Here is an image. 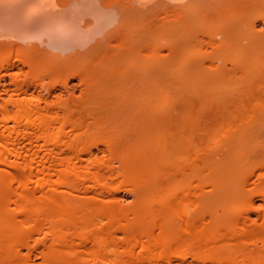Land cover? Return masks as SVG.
<instances>
[{
	"label": "bare ground",
	"instance_id": "obj_1",
	"mask_svg": "<svg viewBox=\"0 0 264 264\" xmlns=\"http://www.w3.org/2000/svg\"><path fill=\"white\" fill-rule=\"evenodd\" d=\"M226 1L0 0V50L53 71L105 54L119 77L103 63L74 75L128 78L139 90L80 98L78 116L74 89L39 90L18 74L9 89L0 72V264H264V33L256 21L210 33L179 12L205 3L220 13ZM257 7L264 0L242 6ZM167 32L179 69L152 44ZM236 32L224 46L240 50L230 65L188 54L221 49ZM145 52L153 64L128 61ZM234 70L247 77L226 79ZM195 74L196 87L181 91Z\"/></svg>",
	"mask_w": 264,
	"mask_h": 264
},
{
	"label": "rangeland",
	"instance_id": "obj_2",
	"mask_svg": "<svg viewBox=\"0 0 264 264\" xmlns=\"http://www.w3.org/2000/svg\"><path fill=\"white\" fill-rule=\"evenodd\" d=\"M254 2H257V0H243V3H241V4H235L234 0H227L220 13H215V12L211 13L210 11H208L207 9H205V3H202V4L194 6V7L183 8L179 12L193 11L196 14V17L192 21H195L196 23H199V24H203L205 26L207 25V27H209L208 31L210 33H213V31H215L216 28L222 27V26L227 25L229 23H240L241 24L242 22H245V21H256V22H258V24H259L258 28L261 31H263V33H264V8H258L257 7L253 10H250V11L242 8L243 4L254 3ZM183 28H184V26H183ZM243 29H245L247 31L248 27H245ZM237 34H238V36H240V33L236 32V34L234 33V35L233 34H232V36L230 35L229 38L226 37L228 40V44H227V42L225 43L226 45L224 44L225 40L224 41L222 40L225 37H221V39L219 41H221V42L223 41L222 42L224 44V45L222 44L223 47L227 46L229 44L231 45L232 41L234 43V40H235ZM238 36H237V38H238ZM176 40H177V38L173 34L167 32V33L159 36L158 38H155L152 41V44H160L161 43L164 46L165 56H166V67L167 68L179 69L182 67V64H180L181 62H176L177 60L179 61V59L174 61V59H176V57L173 54H172L173 56H171L169 54V51H168V48ZM146 44H148V43L146 42L144 45H146ZM202 46L197 47V45H196V47L194 46V47L189 49V51H188L189 53L188 52H185V53L192 54L193 52L197 51V53L201 57L206 56L208 58L210 57L209 55H212L210 57L212 59L209 58L210 60H208L207 64H211L212 62L213 63L215 62V64H217V62H218V64H220V65H223V64L230 65L239 56H241L239 49H236L234 51L233 50L228 51L225 47L224 48L226 50H223L224 49L223 47H221V49H220V47H218V48L216 47L217 49L213 48L214 45H212V46L208 45L207 47H205L206 45L203 47ZM231 51H233V52H231ZM153 55L154 54L152 52H145L144 54H142L140 56H139V53L138 54L135 53V54H132L128 57V61L133 62L137 58H139L140 61H143V63H145V66H149V65L153 64V62H154ZM247 56H248V58H258V56H260V54L255 52V51H251V52H249V54ZM262 57H264V56H262ZM219 59H221V60H219ZM2 60H8V61H10L16 65V67L11 71H6L3 68L0 69V72L6 77V84L5 85L7 88L11 89L13 87L10 82H11V79L13 78V76L16 74L20 75L21 78H24V77L32 78V80L36 81L37 84L40 86L39 90H43L44 87H47V88H51V89H60L58 92H60L62 90L64 93L66 86H68L70 89H72V90L74 89V91H76V95L72 98L73 101L70 103L69 108H70L71 113L74 112V114L78 115V116L80 115L77 112L78 105H79L78 101L80 98H83V99H85L86 97H89V98L95 97L96 98L100 95V93L102 91H103L102 95L105 94V92L115 94L117 96V98L119 99V101H122L128 95H135V94L139 95V93H138L139 90L136 88H133L131 83H129L130 79H128V78L116 79V80L113 79L110 81V83L109 82H105V83L99 82L98 83L96 81H90V82L82 81L74 75V71L76 69H82L86 64L103 63L104 67L106 69H108V71L112 67V72L115 74V77L117 78V76L119 74L118 72L121 70L122 66L121 65L112 66L114 61L111 60L109 58V56H106L105 54L99 55L97 53H93L91 55H88L84 60L80 61L77 65H75L73 69L65 67L62 69H58L56 71H53L52 69L46 67V65L40 61H36L34 64H32V66L25 65L24 63H22V61H20V56H19L18 52L14 51V50H10V49L0 50V64H1ZM217 60H219V61H217ZM263 61H264V58H263ZM196 76H198V75L195 74L194 76L193 75L189 76V78L184 79V82L182 80L181 91L189 90L191 88L192 83H195V87H196V84L199 81V79L195 78ZM246 77H247V74L245 72L239 71V70H234V71H231L228 73V75L226 76V79L242 81ZM200 83L201 82H199V84L197 86H199ZM148 84L150 86H155V87L162 85L158 79H151L148 82ZM201 85H202V83H201ZM195 87H192V88H195ZM100 90H101V92H100ZM56 101H57L56 98H52L51 102L56 103ZM199 103H202V102L199 101ZM199 105H197L196 107H199ZM110 106H108L107 109H111ZM210 107H212V106L210 105L207 108H210ZM78 116H76V117H78ZM96 131L97 130L95 128H92L91 130H89L87 132V134H85L83 136L84 137L91 136V135L95 134ZM256 199L258 202H260L259 197H257Z\"/></svg>",
	"mask_w": 264,
	"mask_h": 264
}]
</instances>
